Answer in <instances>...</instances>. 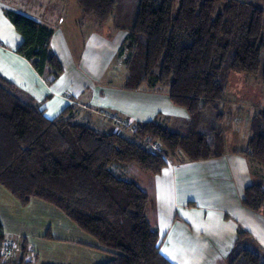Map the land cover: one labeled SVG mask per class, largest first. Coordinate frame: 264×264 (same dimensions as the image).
<instances>
[{
  "label": "trees",
  "instance_id": "trees-1",
  "mask_svg": "<svg viewBox=\"0 0 264 264\" xmlns=\"http://www.w3.org/2000/svg\"><path fill=\"white\" fill-rule=\"evenodd\" d=\"M83 14L98 22L114 13L116 0H76ZM137 0L134 19L121 26L127 35L124 88L142 83L166 89L170 101L187 110L185 126L168 127L158 119L133 125V138L101 131L75 120L73 106L49 119L32 100L21 99L15 85L0 74V184L21 204L37 197L60 209L99 246L111 251L102 264H172L160 251V237L147 218V193L123 177L134 164L159 174L167 156L181 152L188 160L224 153L223 130L199 129L204 111L220 124L221 103L229 74L260 75L264 82V9L244 0ZM22 36L16 52L51 80L62 66L50 49L53 29L27 15L6 9ZM118 25V23H116ZM127 123V122H124ZM128 124V123H127ZM247 148L240 152L264 166V111L253 114ZM155 139L152 150L143 141ZM242 204L264 210V183L249 184ZM239 230V244L228 264H264V251ZM4 239L0 223V243ZM0 264H10L4 261ZM18 264H29L21 259Z\"/></svg>",
  "mask_w": 264,
  "mask_h": 264
},
{
  "label": "crops",
  "instance_id": "crops-1",
  "mask_svg": "<svg viewBox=\"0 0 264 264\" xmlns=\"http://www.w3.org/2000/svg\"><path fill=\"white\" fill-rule=\"evenodd\" d=\"M6 9L53 29L49 46L63 69L56 79L49 77V66L41 75L16 52L22 36ZM126 35L112 15L98 22L85 16L76 0H0V74L15 85L21 99L32 100L49 119L73 106L87 111L80 122L101 131L113 127L110 131L117 132L112 117L131 126L154 119L172 128L185 126L190 119L187 110L173 104L166 89L146 83L135 90L124 88L127 69L119 50ZM252 116L248 128H233L229 143L224 113L220 122L224 153L219 157L191 161L176 152L167 156L159 174L134 164L124 169L123 177L147 193L148 221L158 230L160 251L172 264H228L237 246L248 242H238L239 230L264 251V210L252 211L241 200L249 184L264 183L259 173L264 171L240 152L247 148ZM92 117L102 125L93 123ZM0 223L4 238L18 244L10 264L27 262L29 251L36 255L29 264H102L112 258L111 251L56 206L37 197L21 204L1 184Z\"/></svg>",
  "mask_w": 264,
  "mask_h": 264
},
{
  "label": "rangeland",
  "instance_id": "rangeland-1",
  "mask_svg": "<svg viewBox=\"0 0 264 264\" xmlns=\"http://www.w3.org/2000/svg\"><path fill=\"white\" fill-rule=\"evenodd\" d=\"M244 1H252L257 3L260 7L264 9V0H244ZM179 0H175L173 4V10L175 11L178 7ZM137 7V0H116V6L114 13L112 16L115 19V23L121 26H128L132 23L135 15ZM127 51L125 49V53L121 56L122 60H124ZM125 69V68H124ZM123 70V69H122ZM165 88L162 89L164 91ZM221 103V109L228 117L226 120V126L229 129V133H227V141L232 143V140H229V135L232 133L233 128H248L247 119L251 117L253 113L257 111H264V82L262 81L260 75H246L242 72H234L232 71L229 75L228 83L225 89V99ZM87 112V111H86ZM84 110L80 108L74 110V115L77 114L75 120L81 121L84 116H87ZM231 119V121H230ZM250 119V118H249ZM93 123H96L98 126L102 125L100 120L96 117H92ZM110 122L114 121V125L118 126L117 133L122 134L125 137L133 138V125L124 123V120L109 118ZM167 121V120H166ZM164 121H161L163 123ZM171 123L172 121H168ZM225 122V123H226ZM166 122L163 124L165 125ZM180 123V122H179ZM181 124V123H180ZM167 125V123H166ZM212 125H219L215 122V113L213 111L207 110L204 111L202 121L200 123L199 129L202 132L207 133L210 137V127ZM113 126V123H112ZM179 127V126H178ZM181 127V125H180ZM225 127V126H224ZM113 128V127H112ZM107 128V132L112 129ZM105 130V131H106ZM226 130V129H225ZM242 131V130H241ZM240 131V132H241ZM235 132H239L235 130ZM242 135V132L239 134ZM244 135H242V138ZM233 138V137H232ZM238 143H241L239 141ZM144 145H147L148 148L154 150V145L160 146L159 143L155 139H149V141H143ZM259 170L264 171V166L258 165L255 163ZM261 173V176L264 178V172ZM264 181V179H263Z\"/></svg>",
  "mask_w": 264,
  "mask_h": 264
},
{
  "label": "built area",
  "instance_id": "built-area-1",
  "mask_svg": "<svg viewBox=\"0 0 264 264\" xmlns=\"http://www.w3.org/2000/svg\"><path fill=\"white\" fill-rule=\"evenodd\" d=\"M154 150L155 149H159L158 146L154 145ZM18 249V244L15 240L13 239H8V238H4L2 240V242L0 243V261L4 262L10 259L11 255L15 252V250ZM35 253L32 251H29L26 256L25 259L29 262L34 261L35 260Z\"/></svg>",
  "mask_w": 264,
  "mask_h": 264
}]
</instances>
